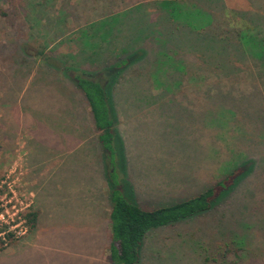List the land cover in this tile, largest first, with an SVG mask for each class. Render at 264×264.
I'll list each match as a JSON object with an SVG mask.
<instances>
[{"label": "rangeland", "instance_id": "1", "mask_svg": "<svg viewBox=\"0 0 264 264\" xmlns=\"http://www.w3.org/2000/svg\"><path fill=\"white\" fill-rule=\"evenodd\" d=\"M159 1L0 0V221L7 227L21 219L26 226L23 235L10 233L4 244L0 241V264H108L109 187L99 169L104 156L81 92L65 80L66 64L99 71L109 81L104 95L113 122V152L107 167L114 172L107 180L115 182L120 196H133L141 209L212 179L217 164L201 166L208 143L202 136L207 127H218L219 109L233 107L231 119L241 128L227 143L238 144L250 157L254 151L257 173L232 188L217 213L148 231L141 264H248L245 256L252 249L240 250L238 259L220 255L225 243L234 245L231 230L248 233L247 248L261 245L253 261L264 264V229H259L264 220V63L245 59L235 41L229 52L221 51L223 43L209 27L189 31L160 11ZM193 1L204 10L233 11L229 20L219 17V26L245 21L257 42L264 43V0ZM43 51L56 57L54 63L41 59ZM213 63H218V78L208 80L221 87L202 92L198 76L203 64ZM179 83L185 87L169 86ZM227 83L231 88L224 97L219 92ZM61 124L75 132L68 154L56 148L50 132ZM28 151L46 160L37 172L36 165L26 163ZM61 155L67 159L59 168L67 169L68 179L62 171V190L47 196L55 192L58 177L51 175V162ZM33 180L49 186L39 208ZM36 211L40 214L31 227L27 215ZM243 221L247 229L238 225ZM220 224L225 229H218Z\"/></svg>", "mask_w": 264, "mask_h": 264}, {"label": "trees", "instance_id": "2", "mask_svg": "<svg viewBox=\"0 0 264 264\" xmlns=\"http://www.w3.org/2000/svg\"><path fill=\"white\" fill-rule=\"evenodd\" d=\"M158 6L160 11L165 12L171 21L180 23L181 26L187 28L189 31H198L199 28L204 26L209 27L214 39H219L223 43L224 47L221 51L229 52L230 49L228 46H230L232 41H235L239 51L244 55L245 59H260L261 62L264 63V43L257 42L255 34H252L247 28V22L242 21L245 26L243 24H239L238 26L228 21L230 27H226L225 29L219 26V17H224L229 20V18H232L230 14L235 15L233 11L221 10L218 12L219 9L216 11L204 10L193 0H161L158 2ZM215 15H218V17ZM251 28L253 27L251 26ZM122 53L125 52L122 51ZM40 54L44 62L54 63L56 57L52 54H48V52L44 51ZM118 57L119 56L116 55L113 59L116 60ZM217 66L218 63H213L209 66L203 64L201 74L198 76L201 79L199 83L200 91L207 93L214 92V88L217 86L221 87L220 83H215L216 85L213 84V79L208 80L210 77L218 78L216 75ZM62 70L69 76V78L65 77L66 82L68 83V81H70L68 84L71 88L73 87L79 90L85 100V105L91 119V128L95 132L98 150H101L104 156L101 157L104 166L102 165L100 170L108 184L107 187H109V211L107 214L109 221V241L107 245L108 264H141L143 240L148 231L159 226L173 225L181 221L191 220L194 217L208 213H217L221 210V205L228 202L232 195V188L238 185L236 188L238 189L246 182L245 178H248L247 176H249V174L252 175L257 173L253 170L255 168H252V163L255 161L252 155L254 151H252L250 157V154L238 144H236V146L232 143H227L230 136L236 137V130L241 128V124H237L231 119L234 116L233 107L223 104L226 109H219L218 114L224 112L226 116L217 114L215 120L218 123V127H207V133L202 136L203 141L206 140L208 143L204 144L206 152L204 154L205 157L202 156L200 159L201 166H203V162L209 163L211 166L215 162L217 164L215 170H218L216 174L207 182H205L206 180L203 182L200 181V187L194 191L184 190V195L182 196H179L182 194V192H179L175 196L168 198L167 202L161 203L160 205L155 204V207L152 209H141L139 205H137L136 199H134L133 196L127 195L128 190H126V188L123 189L124 193L127 195L125 198L122 195L120 196L119 192L113 188L114 186L112 184H115V182L111 183V181L107 180L108 176L112 177L114 172L112 168L107 167L109 164V157L113 152L110 148L113 138V122L110 118L106 105V97L104 95V87L108 85L109 81L104 80L103 75L98 73L99 71H78L69 64H66L65 69L62 68ZM214 73L215 76H213ZM194 77L195 75H193L191 79L195 80L196 78ZM211 83L213 85L210 87L209 85ZM259 84H255L254 86L258 87L260 86ZM229 85H231V83L222 84L225 88L219 93H222L224 97L228 94L227 88H231ZM261 85L262 87L260 86V89L263 91L264 85ZM169 86H173L172 88L175 89L185 87L182 83ZM196 98L194 99L196 100ZM228 99L229 101L233 99L231 93ZM186 102L189 103L190 101L186 99ZM229 119H231V121H227ZM225 122L226 125H224ZM202 124L204 126L207 125L204 123V118L202 119ZM209 128H212L210 132L208 131ZM260 129L264 135V123L261 124ZM215 131H217V133ZM231 131L234 133L232 134ZM220 140L223 141L221 145H219ZM215 142L217 143L215 144ZM36 215L37 213L34 212H29L27 215L31 227L34 225ZM259 224V229H264V220L259 222ZM238 225L241 229L248 228L247 221L238 222ZM217 228L225 229V226L220 224L217 225ZM228 233L232 234L231 242L234 245L225 243L220 250L221 256L231 255L234 256L235 259H238L241 255L239 251L246 248L252 249V253L245 256L248 264L251 262L261 264V262H263L261 261L262 259L259 261L255 259V261H253L256 251L261 245L259 247V244H253L251 247L247 248L244 240H251L248 233H240L237 230H231ZM251 236L254 238L252 234ZM261 242L262 241H260V243Z\"/></svg>", "mask_w": 264, "mask_h": 264}, {"label": "crops", "instance_id": "3", "mask_svg": "<svg viewBox=\"0 0 264 264\" xmlns=\"http://www.w3.org/2000/svg\"><path fill=\"white\" fill-rule=\"evenodd\" d=\"M58 100H61L60 97L58 98ZM33 115L34 116H32V119L35 120L37 118V115H35V114H33ZM19 118H21V115L19 116ZM35 122L37 123V120H35ZM13 123H17V121H13ZM50 132H52L53 135L55 136V139L57 140V142H55L56 148L59 150L62 149L63 151H65L64 149H66V150L69 149L70 146L73 145V143L75 142V132L73 129H70L69 126L68 127H62V124L59 126H56V127L54 126V128ZM69 141H70V143H69ZM67 142H68V144H67ZM69 144H71V145H69ZM97 145L98 144L96 143V146ZM72 149H73V147L70 150H72ZM33 152L34 151H28L27 152V153H29V155L26 158L27 159L26 163L29 165H36L35 170L37 172V169H39V166L45 164L46 160L45 159L41 160L40 156L38 157L37 155L33 154ZM68 152L69 151L67 150V152L65 154H68ZM54 155H56L55 152H54ZM62 157H63V155H61V157L56 156V157H54V159L51 162V164L54 165L53 166L54 169H52L51 175L56 176V177L58 176V177H57L56 182L54 183L55 192L51 191L49 193V191H50L49 190V191H47V196H51L54 194V197H55L56 193L62 190L61 189L62 188V185H61V182H62L61 172L62 171H64L66 173V176H63V177H66L68 179L67 169L60 170V168H59V166H62V163L65 161V159H67L66 157H63V158ZM54 179H55V177L53 178L52 183L54 182ZM30 185L32 186V191H33L34 196H35V202H37V204H38L37 208H39L41 206V202H40L41 200L39 199V197L40 196L43 197V195L45 196V190L47 188H49V186H47L46 183H42L40 185V183L37 182L36 180H33ZM100 186L102 188L101 184L96 185V189L100 188ZM51 193H53V194H51ZM36 212L38 214L37 218H36V221H37L40 212H38V211H36Z\"/></svg>", "mask_w": 264, "mask_h": 264}, {"label": "built area", "instance_id": "4", "mask_svg": "<svg viewBox=\"0 0 264 264\" xmlns=\"http://www.w3.org/2000/svg\"><path fill=\"white\" fill-rule=\"evenodd\" d=\"M1 211L2 210L0 209V212ZM5 223H7L5 220L0 221V241H2V244L5 243V236H8L10 233H12L13 237H19L23 235L26 231V226L24 224V221L21 219H19L11 226L6 227Z\"/></svg>", "mask_w": 264, "mask_h": 264}]
</instances>
